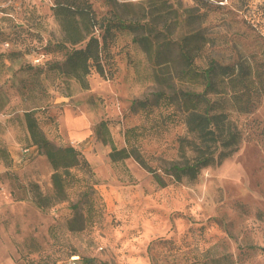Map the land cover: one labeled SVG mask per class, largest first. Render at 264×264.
<instances>
[{
  "label": "rangeland",
  "instance_id": "1",
  "mask_svg": "<svg viewBox=\"0 0 264 264\" xmlns=\"http://www.w3.org/2000/svg\"><path fill=\"white\" fill-rule=\"evenodd\" d=\"M54 1L0 0L3 255L14 264H264V95L248 113L212 96L241 131L239 149L194 180L169 181L163 170L186 132L168 96L204 88L181 73V43L192 38L198 70L264 63V0H76L91 5L94 33L106 37L104 73L92 68L86 87L57 68L66 51ZM116 17L136 28L105 32ZM147 34L151 56L135 40ZM27 110L55 145L88 161L71 168L62 200H52L53 168L31 142ZM106 135L117 148L135 146L167 184L133 157L111 162ZM37 192L51 196L43 207Z\"/></svg>",
  "mask_w": 264,
  "mask_h": 264
},
{
  "label": "trees",
  "instance_id": "2",
  "mask_svg": "<svg viewBox=\"0 0 264 264\" xmlns=\"http://www.w3.org/2000/svg\"><path fill=\"white\" fill-rule=\"evenodd\" d=\"M53 13L63 32L58 48L66 51L64 61L57 68L62 73L73 76L86 87V76L92 68L100 74L104 73L101 60L102 51L106 47L105 34L102 35L101 41L99 35L94 33L97 21L87 1L82 3L76 0H55ZM111 26L133 30L136 28V24L126 23L120 17H116L113 24L108 22L105 25V32L110 31ZM135 40L140 42L149 56L152 55L151 37L148 34L135 37ZM191 40L189 36L181 43V56L184 61L181 73L191 79L200 77L204 88L198 91L180 89L168 96L169 101L177 104L183 112L186 128L185 134L178 138L179 158L168 161V165L163 168L169 181L194 180L202 168L220 164L239 149L242 141L241 131L230 119L228 112L223 109L220 98L212 96L224 94L234 109L248 113L256 107L260 97L264 95V76H262L264 69L259 71L260 68H264V63L252 65L247 62L227 64L212 62L198 70L193 63L194 48L190 47ZM161 94L162 92L157 93L158 96ZM138 102L140 106H144L143 101ZM25 121L36 152L45 155L53 168L52 200H62L65 198L66 185L72 176L71 168L79 164H88V161L72 145H55L39 126L34 110L25 111ZM99 128L107 133L105 122H101ZM106 140L111 145L109 152L111 162L133 157L142 167L153 172L160 186L167 184L164 177L147 164L135 146L117 148L108 135L105 137ZM37 194L38 196L33 199L39 207H43V198L47 199L51 196L43 197L39 192ZM74 207L76 208L77 205ZM76 215L78 216V212ZM70 227L74 229L72 225ZM86 261L89 262V259Z\"/></svg>",
  "mask_w": 264,
  "mask_h": 264
},
{
  "label": "crops",
  "instance_id": "3",
  "mask_svg": "<svg viewBox=\"0 0 264 264\" xmlns=\"http://www.w3.org/2000/svg\"><path fill=\"white\" fill-rule=\"evenodd\" d=\"M2 210V206H0V212ZM3 245V242L0 239V246ZM0 264H14L13 259L9 255H3V253L0 250Z\"/></svg>",
  "mask_w": 264,
  "mask_h": 264
},
{
  "label": "built area",
  "instance_id": "4",
  "mask_svg": "<svg viewBox=\"0 0 264 264\" xmlns=\"http://www.w3.org/2000/svg\"><path fill=\"white\" fill-rule=\"evenodd\" d=\"M2 45H4V46H9V44H8L7 41L3 42ZM43 57H44V54L41 53V54H39V55L35 58L34 61H35V62H38V61H40ZM68 264H76V258L71 259V261H70Z\"/></svg>",
  "mask_w": 264,
  "mask_h": 264
},
{
  "label": "bare ground",
  "instance_id": "5",
  "mask_svg": "<svg viewBox=\"0 0 264 264\" xmlns=\"http://www.w3.org/2000/svg\"><path fill=\"white\" fill-rule=\"evenodd\" d=\"M66 117V116H65ZM65 117H64V119H65ZM65 121V120H64ZM78 129V128H77Z\"/></svg>",
  "mask_w": 264,
  "mask_h": 264
}]
</instances>
